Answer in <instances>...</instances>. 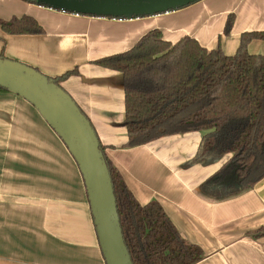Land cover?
<instances>
[{
	"label": "crops",
	"instance_id": "1",
	"mask_svg": "<svg viewBox=\"0 0 264 264\" xmlns=\"http://www.w3.org/2000/svg\"><path fill=\"white\" fill-rule=\"evenodd\" d=\"M234 22L228 35V16ZM34 19L42 35L5 34L0 54L60 83L95 130L101 146L140 205L156 201L178 233L198 246L197 264H264V178L223 200L199 187L229 159L191 164L202 134L164 136L126 148L121 73L94 65L130 50L146 33L164 41L194 39L233 56L240 36L264 32V0H201L182 9L128 20L77 16L21 0H0V20ZM250 55L264 56L251 41ZM0 264H105L81 174L66 147L25 100L0 91Z\"/></svg>",
	"mask_w": 264,
	"mask_h": 264
},
{
	"label": "trees",
	"instance_id": "2",
	"mask_svg": "<svg viewBox=\"0 0 264 264\" xmlns=\"http://www.w3.org/2000/svg\"><path fill=\"white\" fill-rule=\"evenodd\" d=\"M21 1L37 5L35 0ZM233 22V15L228 16L224 35L230 33ZM0 29L11 36L44 33L27 16L0 20ZM253 40L264 42V32L242 34L236 53L226 56L220 48L208 51L189 37L171 44L160 31L152 30L130 50L96 60L94 65L123 76L125 147L198 132L202 140L191 164L229 156L201 184V195L223 200L253 189L264 178V56L247 52ZM74 75L76 69L51 80L60 87ZM99 149L132 264H197L203 260L201 249L181 237L156 201L140 205L135 200L100 143ZM262 236L264 227L253 237Z\"/></svg>",
	"mask_w": 264,
	"mask_h": 264
},
{
	"label": "water",
	"instance_id": "3",
	"mask_svg": "<svg viewBox=\"0 0 264 264\" xmlns=\"http://www.w3.org/2000/svg\"><path fill=\"white\" fill-rule=\"evenodd\" d=\"M77 16L128 20L165 14L201 0H35ZM0 88L29 103L57 135L81 174L105 264H132L125 246L109 171L89 120L51 78L0 57Z\"/></svg>",
	"mask_w": 264,
	"mask_h": 264
}]
</instances>
